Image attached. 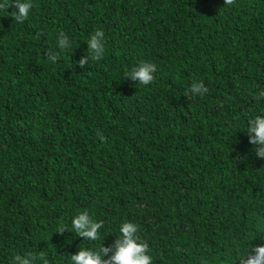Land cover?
<instances>
[{
	"label": "trees",
	"instance_id": "trees-1",
	"mask_svg": "<svg viewBox=\"0 0 264 264\" xmlns=\"http://www.w3.org/2000/svg\"><path fill=\"white\" fill-rule=\"evenodd\" d=\"M33 4L22 24L0 11V264H72L125 221L153 264H238L237 247L264 245V160L246 134L264 113V0ZM98 29L105 57L80 68ZM61 31L72 48L52 64ZM141 61L158 66L149 86L124 75ZM83 210L100 240L56 233Z\"/></svg>",
	"mask_w": 264,
	"mask_h": 264
},
{
	"label": "clouds",
	"instance_id": "clouds-1",
	"mask_svg": "<svg viewBox=\"0 0 264 264\" xmlns=\"http://www.w3.org/2000/svg\"><path fill=\"white\" fill-rule=\"evenodd\" d=\"M226 7L233 6L236 0H224ZM34 7L33 0H2L0 11L8 13L15 23H24ZM15 11L9 13V9ZM43 33H38L37 38ZM88 51L77 63L80 68H84L90 61L99 62L104 59L105 32L96 30L87 41ZM59 52L49 49L44 53L46 60L55 64L60 59V52H65L72 48V41L69 36L61 31L57 37ZM158 66L155 63L141 61L138 66L125 72V78L138 81L139 85L149 86L155 82V74ZM209 89L205 83L193 81L188 92L192 97H204ZM256 101L264 100V89L258 91L253 97ZM246 134L249 144L253 145V151L260 160H264V113L256 115L248 120ZM97 136L105 144L108 142L104 134L97 130ZM105 227L103 220L97 221L88 210L79 212L71 221V227L61 223L56 229V233L63 235L66 231L87 241H97L101 238V230ZM120 235L116 237L111 247H105L104 243L96 249H80L77 254L70 255L72 264H153L150 255V247L141 236L140 226L134 222L125 221L120 225ZM235 252L238 256V264H264V245L248 247L243 252L237 247ZM107 257V259H105ZM12 264H51L48 254L45 251H28L23 254H16Z\"/></svg>",
	"mask_w": 264,
	"mask_h": 264
}]
</instances>
